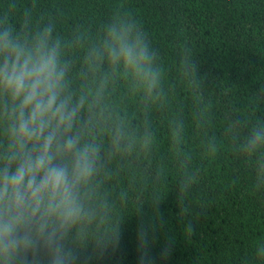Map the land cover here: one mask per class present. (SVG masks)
<instances>
[{
	"label": "trees",
	"instance_id": "trees-1",
	"mask_svg": "<svg viewBox=\"0 0 264 264\" xmlns=\"http://www.w3.org/2000/svg\"><path fill=\"white\" fill-rule=\"evenodd\" d=\"M115 17L154 53L151 98L122 72L84 71ZM0 27L26 40L50 27L68 90L86 94L77 129L99 151L91 219L65 238L73 264H264V187L238 148L264 122V0H0ZM24 255L48 264L39 243Z\"/></svg>",
	"mask_w": 264,
	"mask_h": 264
},
{
	"label": "clouds",
	"instance_id": "clouds-1",
	"mask_svg": "<svg viewBox=\"0 0 264 264\" xmlns=\"http://www.w3.org/2000/svg\"><path fill=\"white\" fill-rule=\"evenodd\" d=\"M62 57L50 27L31 40L0 27V264H24L38 243L48 264H73L65 238L91 219L88 189L99 145L77 129L86 94L68 90ZM101 65L108 74L122 72L145 97L159 87L160 69L135 21L115 17L105 25L83 57L85 73ZM121 138L118 126L113 145ZM238 148L255 156V187H264V122ZM253 254L264 261V235L253 241Z\"/></svg>",
	"mask_w": 264,
	"mask_h": 264
}]
</instances>
